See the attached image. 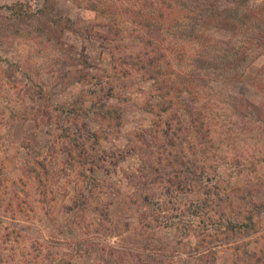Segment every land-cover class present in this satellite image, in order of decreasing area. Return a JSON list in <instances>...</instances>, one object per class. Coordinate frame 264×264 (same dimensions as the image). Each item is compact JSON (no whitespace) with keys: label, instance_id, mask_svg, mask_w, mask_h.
<instances>
[{"label":"rangeland","instance_id":"rangeland-1","mask_svg":"<svg viewBox=\"0 0 264 264\" xmlns=\"http://www.w3.org/2000/svg\"><path fill=\"white\" fill-rule=\"evenodd\" d=\"M247 1L218 23L177 0H0V264H264V0ZM139 58L185 89L161 96Z\"/></svg>","mask_w":264,"mask_h":264},{"label":"trees","instance_id":"trees-1","mask_svg":"<svg viewBox=\"0 0 264 264\" xmlns=\"http://www.w3.org/2000/svg\"><path fill=\"white\" fill-rule=\"evenodd\" d=\"M167 0H164L163 3H167ZM196 2H193V9H190L189 7L185 6V4L181 3V0H177L178 3V9L180 11H184L186 13L191 12L192 14H195V11L197 9H199L200 15L203 16V14H205L204 20L206 21L207 19V12L208 10L211 11V15L214 16V18L217 19L218 23L221 22H230L229 19H223V15L226 12V15H237L239 13L240 7L242 5H244V7L242 8V13L241 16H243V18H248L250 15H252V11L250 9H248L247 5V0H240V4L234 5L231 4L230 6H225V8H219L216 3L218 4V2H222L223 0H195ZM222 4H225L224 2ZM215 5L217 7H215ZM167 6L169 7L170 4L167 3ZM198 11V10H197ZM65 22L71 23L72 21L69 18L65 19ZM233 23V22H232ZM253 40L251 38V40H249V44H252ZM238 52V51H237ZM240 55L237 58V61H243L246 56H247V50L243 49L242 51L239 52ZM156 60H158L157 58L154 59H136V61H134L133 59L129 62L130 65L132 66V68H135L136 70L139 71H144L145 73H147V75L154 80V82H156L157 86H158V91L160 92L161 96H168V94L170 92H175L176 95H180V93H182V91L185 89L183 81H178L177 83L175 81L169 80V78L165 77L162 75L161 71H160V67L157 64ZM126 60H124L125 62ZM175 82V83H174ZM170 83V86H167ZM189 87V86H188ZM170 105L172 101H168ZM168 106H162V109L165 110ZM189 109V108H188ZM190 111V110H188ZM190 113H193L192 111ZM252 206L254 208H261L263 205L261 203H255L252 202L251 203ZM247 219L248 221H252V211L248 212L247 215ZM231 228H238L241 229L242 227H247L249 226L247 224V222L245 223H241V224H234L231 222H228Z\"/></svg>","mask_w":264,"mask_h":264}]
</instances>
